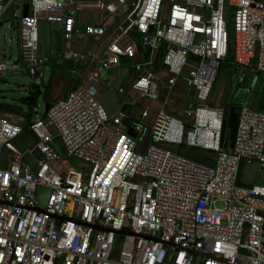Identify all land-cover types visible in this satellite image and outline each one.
Masks as SVG:
<instances>
[{
  "label": "built area",
  "instance_id": "1",
  "mask_svg": "<svg viewBox=\"0 0 264 264\" xmlns=\"http://www.w3.org/2000/svg\"><path fill=\"white\" fill-rule=\"evenodd\" d=\"M14 1L0 0V17ZM98 1L118 18L107 35L104 24H77V0H20L19 55L0 61L1 74L39 73L42 19L60 24L58 64L95 65L43 116H0V264H264V184L236 185L240 162L264 165V108L240 106L229 148L224 109L209 103L230 41L231 64L264 73V0ZM89 36L95 49L73 48ZM121 64L132 81L114 89L108 114L93 80ZM136 100L138 112L125 109ZM161 143L208 150L210 162ZM68 157L76 166L59 165Z\"/></svg>",
  "mask_w": 264,
  "mask_h": 264
},
{
  "label": "rangeland",
  "instance_id": "2",
  "mask_svg": "<svg viewBox=\"0 0 264 264\" xmlns=\"http://www.w3.org/2000/svg\"><path fill=\"white\" fill-rule=\"evenodd\" d=\"M20 4V0H15L13 5L9 6L5 11L2 21L3 26H0V61H14L18 52V33L17 30L10 27L12 22L15 23V18L12 17V10H14L16 16H19V9L14 8V5ZM232 11L227 13L228 30L231 35L232 30ZM82 45V44H79ZM38 50L39 54L45 59L52 57H61L64 53L65 47L63 45V39L61 30L58 23L46 21L44 19L39 20L38 24ZM5 52L6 57H3ZM12 54L10 58L8 55ZM131 62V61H130ZM228 60L221 62L216 80L209 98V103L215 106L223 107V96L229 88L230 81L233 79L234 70L228 63ZM52 63H47L44 67L39 68V73L34 77L23 71H5L0 73V103H7L12 105L16 111L10 114L9 119L18 120L26 119L29 115L31 119L41 117L45 113V106L52 102L64 97L69 89L71 81L77 78L74 74H70L61 77L59 74V67L57 65L49 66ZM64 67V65H60ZM64 69V68H63ZM249 73H243V75L234 82L233 93L231 98V104L233 106H241L247 104L246 96L256 99L264 98V73H258L255 75H248ZM244 75H246L244 77ZM128 66L121 64L118 67L111 68L109 71L100 74V80L94 79L93 83L100 91L103 86L105 91L116 87L123 86L128 87ZM90 81V79H84V82ZM34 86V87H33ZM251 87V89H250ZM104 91V92H105ZM33 96L35 98L34 104L29 106L25 103L27 96ZM249 99V98H248ZM123 100V98L121 99ZM143 101L136 100L133 105L125 106V109L138 112L140 105ZM8 116V115H6ZM21 116V117H19ZM210 158L206 157L205 162L209 163ZM77 160L73 157L63 158L60 160L59 165L62 166H76ZM255 183L264 184V168L259 167L255 177Z\"/></svg>",
  "mask_w": 264,
  "mask_h": 264
},
{
  "label": "water",
  "instance_id": "3",
  "mask_svg": "<svg viewBox=\"0 0 264 264\" xmlns=\"http://www.w3.org/2000/svg\"><path fill=\"white\" fill-rule=\"evenodd\" d=\"M27 14H28V6L25 5L23 15L25 16ZM166 48H167V44H163L162 50H165ZM160 60H161V55L157 54L155 61H154L155 69L159 67ZM239 75L240 73L235 71L234 78L232 79V81H230L229 88L225 92V95L223 98L224 118H223L222 130H221V141L224 146H227L228 144L229 148H232L234 144L237 123H238V116H239V111H240L239 106L237 107L231 104L234 80L236 81ZM33 99L34 97L29 94V96H27L24 101L26 104L31 105L33 102ZM98 100L103 105V107L105 108L108 114H112L119 106V104L117 103L114 97V90L112 89H109L105 92L104 91L101 92L98 95ZM48 107H49V104L45 106V111L48 109ZM128 133L134 137L136 136L137 132L133 128H130L128 130ZM148 145H149V131L145 133L138 151L141 154H145ZM159 145L165 149L176 152L182 156H185L197 162H202L204 159V156L206 157L211 156V152L208 150H199L197 148L188 147L185 145L176 146V145L168 144V143H161ZM259 167L264 168V165H258L257 162H252V163L240 162L238 166L237 177H236V185L240 187L250 188L255 181L256 173ZM48 193L49 192L46 189H43V188L39 189V194L41 196V198L39 199L40 205L45 204Z\"/></svg>",
  "mask_w": 264,
  "mask_h": 264
},
{
  "label": "crops",
  "instance_id": "4",
  "mask_svg": "<svg viewBox=\"0 0 264 264\" xmlns=\"http://www.w3.org/2000/svg\"><path fill=\"white\" fill-rule=\"evenodd\" d=\"M77 1H78V4H77L78 7H77V12H76L75 18H76L77 24L81 25L82 27H86V26L91 25V24L101 23V24H104L105 26H107V30H106V35H107L108 32H110L111 29H113L114 26L117 24L118 18L116 16H112L111 14H108L107 11L102 10V5H100L98 0H77ZM24 6H25L24 4H18L16 6L14 5V8H18L19 9V11H20L19 15L23 14ZM4 13L5 12H3V14L0 17V26L5 25V24H3V21H2V17L4 15ZM12 17L15 18V23L12 22L10 27L16 29L17 33H18V17L16 16L14 10H12ZM54 23H56V22H54ZM58 25H59V29L61 30L59 23H58ZM61 35H62V31H61ZM62 39H63V37H62ZM96 41H98V38L96 36H89L84 42H74L72 44V46H73L74 49L87 51L88 49H95L94 45H95ZM79 44H82V45H79ZM63 45H64V40H63ZM18 55H19V47H18V52H17L16 59L18 58ZM2 56L6 57L5 52L3 53ZM11 56H12V54H9L8 58H10ZM62 56H63V54H62ZM41 57L44 58L43 56H41ZM61 57L57 56V57H52L50 59H45L44 58V60H45V64L44 65H46L47 63H52L49 66L57 65L59 67L58 71H59V74H61V77H64L65 74L68 75V74L71 73L72 76L75 74L77 76V78L78 77L80 78L79 83H83L82 74H84V76L87 77L88 71L93 69L94 68L93 66L95 65V64H92L91 62L85 61V62H82V63H78V64H76L74 66L68 60L65 61L63 64H58L56 62V60L61 58ZM44 65L41 66V67H44ZM60 65H64V67H61ZM230 65L232 66V68L234 70L233 78H234L235 71H237V72L240 73V75L238 76V79H239L243 75V73L239 70V68H237L233 64H230ZM127 66H128L127 81H129V83H130L132 81V76L133 75H132L131 68L129 67V65H127ZM73 67L75 69H78V71H74L73 72ZM248 75L252 76V75H255V74H248ZM245 76L246 75H244V77ZM77 78L74 79V81H71L70 84H68L69 85V89H71L73 86H75ZM234 82H235V80H234ZM79 83H76V84H79ZM84 83H86V81ZM250 89H251V87H250ZM223 98H224V96H223ZM245 98L247 100V104H244V105H247V106H249V107H251L253 109H263L264 108V98L256 99V98H251L249 96L248 97L246 96ZM6 115H8V116H6ZM9 115H10V113H7L0 106V116L6 118L8 120H11V119H9V117H10ZM19 117H21V116H19ZM27 119L28 118L19 119V120H21V122H19L18 120H11V121H13L14 123L24 124Z\"/></svg>",
  "mask_w": 264,
  "mask_h": 264
},
{
  "label": "trees",
  "instance_id": "5",
  "mask_svg": "<svg viewBox=\"0 0 264 264\" xmlns=\"http://www.w3.org/2000/svg\"><path fill=\"white\" fill-rule=\"evenodd\" d=\"M232 50H233V45H232V42L230 41V45H229V48H228V56H227V58H226V60H228L229 62V64H231V59H232ZM79 81H80V78L78 77L77 78V80H76V83H79ZM75 83V84H76ZM34 87V86H33ZM105 87H107L108 88V86H103L101 89H100V93L101 92H103V91H105ZM182 88L180 87V90H181ZM176 93H177V91H176ZM175 93V95H178V93L176 94ZM34 102H35V98L33 99V102H32V104H34ZM31 104V105H32ZM31 105H29V106H31ZM1 108L3 109V110H5L7 113H10V114H13V112H15L16 111V109L12 106V105H10V104H7V103H1ZM30 116V115H29ZM27 117L28 118V120L29 119H31L30 117Z\"/></svg>",
  "mask_w": 264,
  "mask_h": 264
},
{
  "label": "flooded vegetation",
  "instance_id": "6",
  "mask_svg": "<svg viewBox=\"0 0 264 264\" xmlns=\"http://www.w3.org/2000/svg\"><path fill=\"white\" fill-rule=\"evenodd\" d=\"M31 95V94H30Z\"/></svg>",
  "mask_w": 264,
  "mask_h": 264
}]
</instances>
